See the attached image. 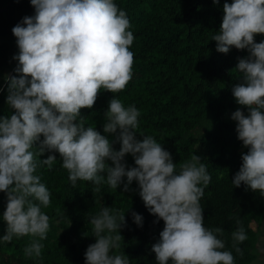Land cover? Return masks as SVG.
<instances>
[{
	"label": "clouds",
	"instance_id": "obj_1",
	"mask_svg": "<svg viewBox=\"0 0 264 264\" xmlns=\"http://www.w3.org/2000/svg\"><path fill=\"white\" fill-rule=\"evenodd\" d=\"M31 5L35 15L12 29L19 48L13 57L19 61L18 75L5 76L7 104L15 114L0 117V191L7 194V229L0 240L29 236L24 255L41 257V241L50 228L42 208L50 205L51 194L35 173L45 165L51 168L57 156H36L51 152L59 153L73 187L81 180L92 182L97 191L106 183L129 192L133 181L138 183L145 207L158 218L155 222L164 221L152 246L157 264H235L221 238L224 229L204 225L200 200L211 176L200 156L192 155L177 171L172 154L153 136L140 134L143 139H137L140 111L135 105L125 107L115 95L103 125L104 133L116 134L115 140L85 126L81 109H92L101 89L119 93L132 79L134 53L129 48L134 35L127 13L113 0H31ZM223 13L212 37L216 50L249 52L239 59L235 70L240 82L232 88L237 104L248 110L247 115L239 108L232 114L238 139L248 149L232 183L264 196V41H255L264 34V0L226 2ZM117 142L119 150L113 146ZM128 154L134 167L125 161ZM132 217L143 226L139 213L133 211ZM236 223L240 226L231 234V247L243 257L239 245L248 236L241 221ZM90 224L96 242L85 252L86 264H130L128 256L113 252L124 240L125 214L103 207Z\"/></svg>",
	"mask_w": 264,
	"mask_h": 264
},
{
	"label": "trees",
	"instance_id": "obj_2",
	"mask_svg": "<svg viewBox=\"0 0 264 264\" xmlns=\"http://www.w3.org/2000/svg\"><path fill=\"white\" fill-rule=\"evenodd\" d=\"M113 2L127 13L128 30L134 35L129 48L134 53L133 75L121 92L101 89L93 108L81 109L85 126L96 127L115 140L116 134L103 132L104 112L115 95L125 107L135 105L140 111L137 139H143L140 134L153 136L172 154L177 171L192 155L200 156L211 176L200 200L205 227L224 229L221 238L226 242L225 250L233 252L235 264H255L264 225V196L243 183L240 187L232 183L242 165V155L248 151L238 139V122L232 119L238 108L246 115L248 110L237 104L232 88L240 82L241 74L235 70L239 59L247 58L249 52L233 47L227 54L220 53L212 40L222 23L224 3L233 0H219V4L213 0ZM5 7L8 9L0 14V117L15 114L7 104L5 79L18 75L15 69L19 61L13 57L19 48L12 29L24 17L35 15L31 0H0V10ZM255 41H264V34L256 35ZM14 49L18 53H13ZM113 146L120 149L118 142ZM31 150L38 152L35 146ZM52 154L57 156L52 167H39L35 173L51 194L50 205L42 208L50 218V228L41 241V257L24 255L31 237H14L11 242L0 240V264H86L85 252L96 242L90 219L103 207L122 211L127 221L120 232L124 240L113 252L128 256L130 264H157L152 246L160 238L164 221L155 222L158 218L145 207L138 183L133 181L129 192H124L122 185L112 189L106 183L97 191L92 182L81 180L73 187L59 153L45 152L36 159ZM125 161L129 168L135 166L131 154ZM6 206L7 194L0 191V237L7 229L3 220ZM133 211L143 217L142 227L134 223ZM237 219L248 236L239 245L243 257L231 247V234L240 226Z\"/></svg>",
	"mask_w": 264,
	"mask_h": 264
},
{
	"label": "rangeland",
	"instance_id": "obj_3",
	"mask_svg": "<svg viewBox=\"0 0 264 264\" xmlns=\"http://www.w3.org/2000/svg\"><path fill=\"white\" fill-rule=\"evenodd\" d=\"M13 53H18L17 49L13 50ZM253 227L257 229V226L254 224ZM259 250V258L255 264H263L264 263V225L261 229V241L258 246Z\"/></svg>",
	"mask_w": 264,
	"mask_h": 264
},
{
	"label": "water",
	"instance_id": "obj_4",
	"mask_svg": "<svg viewBox=\"0 0 264 264\" xmlns=\"http://www.w3.org/2000/svg\"><path fill=\"white\" fill-rule=\"evenodd\" d=\"M7 9H8V7H5L4 9H1V10H0V14L3 13V12H4L5 10H7Z\"/></svg>",
	"mask_w": 264,
	"mask_h": 264
}]
</instances>
